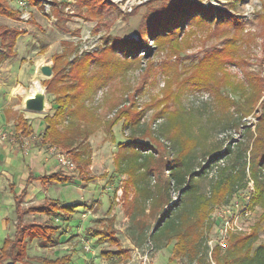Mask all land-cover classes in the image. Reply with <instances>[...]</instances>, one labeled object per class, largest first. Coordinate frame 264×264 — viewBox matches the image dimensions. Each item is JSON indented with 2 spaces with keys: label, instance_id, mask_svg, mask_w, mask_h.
Listing matches in <instances>:
<instances>
[{
  "label": "rangeland",
  "instance_id": "374dc122",
  "mask_svg": "<svg viewBox=\"0 0 264 264\" xmlns=\"http://www.w3.org/2000/svg\"><path fill=\"white\" fill-rule=\"evenodd\" d=\"M8 1L12 7L23 12V21L13 23L14 27H6L26 32L18 39L19 43L15 47L18 54L10 67L11 71L17 75L19 69H25L24 74L29 78V82L24 83V87L28 91L35 83L47 90L42 81H51L50 85L58 88L56 92L47 93L48 109L43 113L26 114L28 121L35 120L38 123L46 115L58 114L60 109L56 96L69 90L59 86L57 77L60 74L54 77L53 71L51 77L43 75L40 66L42 63L52 66L56 64L57 70L63 73L69 61L83 58L90 52H94L95 59H111L105 50H111L116 39L140 43L126 58L117 50L112 51L113 54L110 52L115 59L119 58L121 61L120 65L113 68L114 80L99 78L88 83L87 79V83L81 85L84 95H87L84 103L90 109L88 119L91 120L81 125L94 129L89 132L86 140L90 149L86 155L91 156V164L86 166L75 183L44 186L34 182V191L27 195L24 203V206H28L40 203L45 198L63 196L66 204H78L79 207L69 221L63 220L62 217L52 219L54 223L61 225L55 234L56 242L49 244L38 240L31 241L28 245L29 256L54 259L68 255L71 258L68 264H221L214 255L215 249L219 247L216 242L222 224L218 211L238 202L240 209L249 211L251 216L233 224L226 247L218 249L220 260H227L226 264H255V261H252L255 252L259 246L264 245V202L255 201L256 186L249 166L246 168L247 177L244 181L236 186L233 192L218 200L213 194V185L220 179V168L227 167L231 158L221 157L214 163L210 159L212 154L221 155L228 145L234 144L236 148L242 143L246 146L249 143L251 147L253 140L247 139L246 130L235 127L240 119L235 107L221 112L214 104L210 89L203 82L194 81L193 73L195 65L205 58L206 53L223 47L226 39L234 36V42L241 49L239 54L232 56L238 64L229 65L230 71L237 75V80H244V76L247 77L250 73L264 79V0H196L202 2L205 7L214 5L226 11H235L241 17L242 32H237L236 25L228 22L213 23L218 27L213 34L193 25L182 29L177 42H172L170 38H162L156 42L149 30L150 22L147 20L151 19L155 9L162 6L163 0H94V11H89V7L81 5L80 0H67L65 3L55 0L60 1L57 6L56 3L51 6L50 0H44L45 9L40 6L25 7L20 0ZM191 15L192 13L185 14V21ZM3 18L4 16L0 15V19ZM184 33L186 35L181 38ZM235 33L242 35L244 40L237 38ZM2 53L3 50H0V57ZM57 55L61 56L59 60H56ZM5 60L6 58H0L1 76L5 74ZM94 71V68L89 70L95 74ZM222 86L219 87L222 94L234 98L237 102L241 101L243 95L241 103H244V89L234 93L230 88ZM23 94L18 93L17 97L8 102L9 106H16L19 111H27ZM261 95L254 105L253 112L243 119L252 131L256 130L257 113L261 111L262 104L264 105V93ZM62 103L68 105L69 100ZM0 104H6L4 97H0ZM124 107L131 111L132 120L124 125L123 118L115 124L113 120ZM67 114V111L58 114L60 117L57 121H60L61 127L67 125L66 119L71 120L67 118ZM9 115L14 118L17 116L13 113ZM174 125L178 128L175 129ZM243 131H246V134ZM174 133H177L175 140H171L168 135ZM128 141H132V144L125 145L126 152H139L142 156L159 155L158 157L163 159V173H151L145 179H140V190L142 195L146 196L158 193L160 186L168 180L166 169L170 166H167V163L174 160L179 151H185L192 156L198 176L194 186L195 192L190 194V198L194 200L190 205L197 208L196 216L200 221L202 219L203 233L202 249L194 260L188 256L176 258L173 255L175 241L158 249L148 242L149 234L141 240L139 246L131 239L136 224L131 222L123 207L122 187L128 175L120 173L115 163L117 154L122 152L119 151V143ZM211 151L213 153L209 155ZM54 152L56 158L48 160V171L57 163H63L61 159H72L67 151ZM248 152L250 153V149ZM39 153L42 154L43 149H39ZM70 163L66 166L75 167V163ZM37 167L36 174L47 172L41 163ZM158 176L165 180L159 179ZM129 192V197L135 193L133 188ZM178 198V192L171 190L168 196L171 204L164 205L156 216L144 218V211L139 208L140 217L137 218H142L139 226L145 221L147 231L151 233L158 224L161 211L177 202ZM113 200L114 209L109 215L107 210ZM149 204L150 202H146V205ZM146 207V214H149V206ZM111 216H114L115 222L110 228L114 230L112 235L118 242H113L111 238L98 240L87 232L90 228L102 230L101 233L110 231L108 226L111 224ZM48 217L42 214L27 215L25 222H43L48 220ZM10 219L12 221L9 226L6 224L9 235L15 231L14 209H10ZM236 229L239 231H234ZM136 230L135 236L143 235L138 228ZM3 238L1 231L0 246L3 244ZM118 249H127L130 255L117 260L118 256L112 252Z\"/></svg>",
  "mask_w": 264,
  "mask_h": 264
},
{
  "label": "trees",
  "instance_id": "16d2710c",
  "mask_svg": "<svg viewBox=\"0 0 264 264\" xmlns=\"http://www.w3.org/2000/svg\"><path fill=\"white\" fill-rule=\"evenodd\" d=\"M20 1H23L27 7L40 6L41 9H45L46 6L44 0ZM62 1L64 3L68 2L67 0ZM59 2L60 1L50 0L51 6H54L55 3L57 6ZM79 2L81 5L89 7V11H94V7L96 8V6L92 7V5H94V0H80ZM161 5L160 8L154 10L151 19L147 20L148 23L150 22L149 30H151V34L154 36L156 42H159L162 38H170L172 42H177L182 29L189 26L192 27L193 25L200 26V28L206 29L213 34L216 32V29H218V27L213 24L216 22H228L231 25H236L237 32L240 34L242 32V20L240 15L236 14L235 11H226L216 8L214 5L205 7L202 2L196 0H163ZM187 13H192V15L185 21V14ZM0 15L9 17L13 20L23 21V12L19 8L12 7L8 0H0ZM57 20H60L59 13ZM262 20H264V15ZM57 26L59 29H62L60 25ZM163 33L165 35H163ZM24 34H26V32L23 30L1 26L0 50H3L1 56L8 58L15 56L17 40ZM235 34L237 38H242V40H244L242 35L238 33ZM184 35H186V33H184L181 38H183ZM234 39V36L232 38H227L223 47L215 48L206 53L205 58L195 65V71L193 73L194 81H198L197 83L203 82L207 85V88L210 89L214 104L220 108L221 112H224V110L226 112L230 110L231 107H235L237 113L240 115V119H238L239 122L235 127L246 130L248 134L247 139L251 138V140H253V142L250 141L252 143L251 147L249 143L247 146L242 143L236 148L234 144H232L228 145L221 155L212 154L213 151L209 153V155L212 154L210 159L213 163L218 161L221 157L228 156L231 158V163H229L227 167L220 168L222 173L220 179L213 185V194L218 200H221L226 194L233 192V189L240 185L247 177L246 168L249 166L251 177L255 181L256 186L255 201L264 202V105L262 104L261 111L257 113L258 120L255 131H252L250 125H247V123L243 121L245 117L253 112L254 105L260 100L261 94L264 93V79L258 77L257 74L250 73L251 75L249 74L247 77L246 75L244 76L245 81L237 80V75L230 71L229 65L238 64L235 63L232 56L239 54L241 49L239 45L234 42ZM125 40L126 39H116L111 50L110 48L105 50L107 54L109 53L111 59H95L93 55L94 52H90L83 58L69 61V65H66L63 73L57 70L54 62V77L60 74L57 77L59 86L64 89H69L64 91V93H58L56 96V101L59 102L60 109L58 114L61 115L67 111V118H71V120L69 121L66 119L67 125L61 127L60 121H57L58 117H60L58 114L54 116L46 115L42 119L44 128L38 136L37 144L46 149L53 148L55 151H67L68 155L72 158L70 159L71 162L75 163V167H63L61 163L62 167L58 171L36 178L42 181L43 184L73 181L81 176L80 174L85 170L86 166L91 164V156L86 155V153L90 151L89 145L86 144V140L89 132H92L94 129L81 125L83 122L86 124L87 121H91L88 119L90 116V109L84 103V99L87 95H84V89H81V85L87 83V79L89 80L88 83L99 80V78L102 80L115 79L113 68L114 66L117 67L120 65L121 61L119 58L115 59L110 52L117 50L126 58L128 53L134 51L136 45L140 44ZM60 57V55H57L56 60H59ZM90 68H94L95 74L89 72ZM78 76H80V78ZM50 82L42 81V84L47 88V93L58 91V88L51 86ZM64 83L66 84L65 86ZM222 85L230 88L234 93H238V90L244 89V103H241L243 95H241V101L238 100L237 102L234 98L222 94L219 90V87ZM64 100H69L68 105L62 103ZM123 118L125 119L124 125L132 120L131 111L128 107L120 109L113 122L116 124ZM96 121H98V119H96ZM175 126L177 125L173 126L175 129L178 128ZM16 130L19 134L23 135L30 136L33 134L31 126L28 125L27 120L23 118V116L18 118ZM246 131H243L244 134H246ZM175 135H177V133L168 136L171 137V140H175ZM128 144H132V141L119 143V151L121 150L122 152L117 154L115 163L120 173L128 175L127 179L123 181L122 187L123 207L126 214L130 217L131 222H133L134 225L136 224L135 226L133 225L135 230L131 233V239L136 246H139L141 240L149 234L147 239L148 242L158 249L167 247L172 241H175L173 255L176 258L188 256L191 260H194L199 252H201L203 233L201 231L202 219L200 221L196 216L195 209L197 208L191 207L190 205L191 202L194 201L190 198V194L195 192L194 186H196L195 181L198 176L192 156H189V153L185 151H179L175 159L167 163V166H170L166 169L169 174L168 180L165 181L164 185L160 186L158 193L156 192L154 195L151 194L150 196H146L142 195L140 190L142 186V180L140 179H145L151 173L155 175L156 172H159V174L163 173L161 170L163 159L158 157L159 155L147 154L142 156L139 152H137V154L128 150V152H126L125 150L127 147H125V145ZM249 149L250 153L248 152ZM132 154L134 156H132ZM139 169L142 172L138 171ZM205 170L204 168L203 171ZM73 172L74 175L68 174ZM158 178L165 180L163 177L160 178V176H158ZM31 179L32 177L29 176V181ZM131 188L134 189L135 193L132 197H129L131 193L129 190ZM171 190L178 192V201L173 202L171 206L161 211V217L158 219L157 226L149 233L145 221L143 225L139 226V222L142 218H137L140 217L138 209L141 208L142 211H144L142 214L144 218L145 216L146 218L149 216H156V213L159 212L164 205L171 204L172 201L168 199ZM24 195L25 190L21 195L14 194L17 224L14 235L12 237H7L2 246H0V264H68L71 260L68 255L59 256L54 259L44 256L30 257L28 245L34 240H38L42 243H55V234L60 230L61 225L54 223L52 219L62 217L63 220L69 221L72 219L79 205L71 203L66 204L57 199H48L42 204L31 205L24 208L21 206ZM199 198L198 196V199ZM146 202H150V204L146 205ZM146 206H149V214H146ZM113 207L114 200L111 202L110 208L107 211L109 215L112 213ZM28 213L45 214L49 216V219L38 223H26L24 216ZM196 218L198 220H196ZM109 222L111 223L108 226V230L110 229V231H105L106 233H101L102 230L93 228L88 229L87 232L97 237L98 240L99 238H111L113 242H118L116 237L112 235V233L114 234V230L110 228L115 222L114 216L109 218ZM136 228L143 234L142 236L134 235L137 231ZM218 249L219 247L215 249V258L221 264H226L227 260H220L221 257L219 256L220 252ZM112 254L118 256L116 257L117 260L127 258L130 255L127 249H118L113 251ZM252 261H255V264H264V245L257 248Z\"/></svg>",
  "mask_w": 264,
  "mask_h": 264
},
{
  "label": "crops",
  "instance_id": "0c3cea01",
  "mask_svg": "<svg viewBox=\"0 0 264 264\" xmlns=\"http://www.w3.org/2000/svg\"><path fill=\"white\" fill-rule=\"evenodd\" d=\"M3 16V15H1ZM19 21L13 20L9 17L4 16L3 19H0V27L1 26H15L13 23H18ZM17 43L19 41L17 40ZM17 45V44H16ZM16 47V46H15ZM16 55L18 54L15 50ZM15 55V56H16ZM13 57H0L1 59H5L3 62V71L5 74L3 76L0 75V97H4L6 100V104L1 106L0 104V130L6 133V138L0 139V232L3 233V242L7 237H12L15 233L9 235L7 227L9 226L12 219H10V209H14L16 214V219L13 221V225L16 229L17 224V213H16V203L14 194L21 195L25 190V195L23 198V202L21 206L27 208L31 205H39L45 202L48 199H57L65 203L64 197H51L45 198L40 203H32L28 206H24L25 199L27 195L34 191V182L39 183L40 185H67L68 183L78 181L77 177L73 181H69L66 183H53V184H43L42 181L36 179L39 176H43L45 174H50L52 172L58 171L62 166L67 167L62 163H57V165L49 170L48 160L56 158L55 150L53 148H44L37 144V139L39 134L42 132L43 121L36 123L35 120L28 121V114H34L31 111H19L16 106H9L10 101L14 97H17L18 93H24V101L27 97L31 96L33 91V85L30 91L26 90L24 87V83L29 82V78L25 77V69H19L17 75L11 71L10 67L14 64ZM48 64L42 63L40 66ZM35 81V80H34ZM34 83V82H33ZM42 83V82H41ZM18 85V86H17ZM18 88V89H17ZM21 88V89H20ZM23 101V103H24ZM9 102V103H8ZM24 112V113H23ZM17 114V116L10 117L9 114ZM27 114V115H26ZM19 116H23L27 120L28 125L32 128V135H23L19 134L16 130L17 120ZM36 123V125H35ZM39 149H43V153H39ZM40 154V155H39ZM41 163L42 166H45L47 172L36 174V169H38L37 165ZM48 169V170H47ZM69 175H74V173H68ZM29 176L32 179L29 181ZM110 208V207H109ZM108 208V209H109ZM114 209V207H113ZM108 211V210H107ZM113 211V210H112ZM77 214V213H76ZM27 215H35L28 213ZM46 216L45 214H42ZM24 216V220H25ZM112 217V216H111ZM74 218V217H73ZM8 224V226L6 225Z\"/></svg>",
  "mask_w": 264,
  "mask_h": 264
},
{
  "label": "built area",
  "instance_id": "2783aa9c",
  "mask_svg": "<svg viewBox=\"0 0 264 264\" xmlns=\"http://www.w3.org/2000/svg\"><path fill=\"white\" fill-rule=\"evenodd\" d=\"M20 3L26 7V4L23 1H20ZM5 138H6V133L0 130V139L3 140ZM61 161L63 162L64 165L71 164L70 163L71 161H67L66 159H61ZM220 209L221 211L220 212L218 211V215H219L218 217L220 218L222 224L220 228V236L216 242V245L219 247H226L227 240L229 239L230 231L233 229V224L234 223L237 224L240 220L242 221L243 218L251 216V214L249 211H246L245 209L241 210L238 202L233 204L232 206L222 207ZM239 229H236L234 231H239ZM145 260H147V257H145Z\"/></svg>",
  "mask_w": 264,
  "mask_h": 264
},
{
  "label": "water",
  "instance_id": "95a60500",
  "mask_svg": "<svg viewBox=\"0 0 264 264\" xmlns=\"http://www.w3.org/2000/svg\"><path fill=\"white\" fill-rule=\"evenodd\" d=\"M41 72L47 77H51L53 74L52 65H42ZM46 101H47V90L43 89L40 92H37L34 96L28 98L25 101V109L31 112L43 113L46 111Z\"/></svg>",
  "mask_w": 264,
  "mask_h": 264
},
{
  "label": "bare ground",
  "instance_id": "6f19581e",
  "mask_svg": "<svg viewBox=\"0 0 264 264\" xmlns=\"http://www.w3.org/2000/svg\"><path fill=\"white\" fill-rule=\"evenodd\" d=\"M32 89H33V91H32L31 96L27 97V98L25 99V101H26L28 98L34 96L37 92L42 91L44 88H43L39 83H35ZM25 101H24V106H25ZM47 109H48V102L46 101V110H47Z\"/></svg>",
  "mask_w": 264,
  "mask_h": 264
}]
</instances>
